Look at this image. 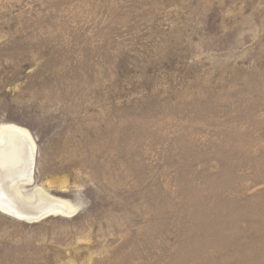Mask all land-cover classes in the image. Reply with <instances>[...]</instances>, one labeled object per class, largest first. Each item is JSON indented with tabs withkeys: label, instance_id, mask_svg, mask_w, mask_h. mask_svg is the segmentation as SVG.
<instances>
[{
	"label": "rangeland",
	"instance_id": "obj_1",
	"mask_svg": "<svg viewBox=\"0 0 264 264\" xmlns=\"http://www.w3.org/2000/svg\"><path fill=\"white\" fill-rule=\"evenodd\" d=\"M6 124L69 212L0 264H264V0H0Z\"/></svg>",
	"mask_w": 264,
	"mask_h": 264
},
{
	"label": "bare ground",
	"instance_id": "obj_2",
	"mask_svg": "<svg viewBox=\"0 0 264 264\" xmlns=\"http://www.w3.org/2000/svg\"><path fill=\"white\" fill-rule=\"evenodd\" d=\"M35 150V142L26 129L13 124L0 126V211L28 221L42 219L58 210L67 214L66 203L40 186L29 196L22 193L21 187L33 182Z\"/></svg>",
	"mask_w": 264,
	"mask_h": 264
}]
</instances>
